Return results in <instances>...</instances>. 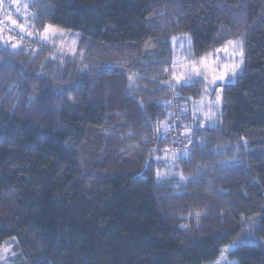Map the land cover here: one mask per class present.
<instances>
[{
	"label": "trees",
	"instance_id": "16d2710c",
	"mask_svg": "<svg viewBox=\"0 0 264 264\" xmlns=\"http://www.w3.org/2000/svg\"><path fill=\"white\" fill-rule=\"evenodd\" d=\"M27 10L36 32L78 40L64 58L47 43L0 44V249L15 240L18 264H211L248 220L264 238V0H28ZM182 35L192 59L243 38L244 63L214 126L197 127L175 176L160 179L148 161L164 104L204 88L165 85ZM228 260L264 264V249L242 243Z\"/></svg>",
	"mask_w": 264,
	"mask_h": 264
},
{
	"label": "rangeland",
	"instance_id": "374dc122",
	"mask_svg": "<svg viewBox=\"0 0 264 264\" xmlns=\"http://www.w3.org/2000/svg\"><path fill=\"white\" fill-rule=\"evenodd\" d=\"M27 5L28 0H0V44L33 49L36 42H42L53 45L59 57L72 56L76 51L77 34L53 27H47L42 33L36 32ZM170 45L172 56L164 77L165 85L173 89L200 80L204 88L198 100L185 98L183 102H175L178 96L171 92L169 101L164 104V119L156 128L157 139L162 142L156 144V138H153L148 161L160 179L175 176L176 160L187 155L197 127L214 126L221 107L222 87L234 82L244 63L243 38L228 41L210 54L195 59L189 54V35L173 37ZM159 144L161 149H156ZM256 223L257 220H248L243 231L222 248L219 258L211 264H237L228 260V255L242 243L255 242L264 249V238L252 232ZM14 243L15 240H11L0 249V264H18L17 255L12 251Z\"/></svg>",
	"mask_w": 264,
	"mask_h": 264
}]
</instances>
